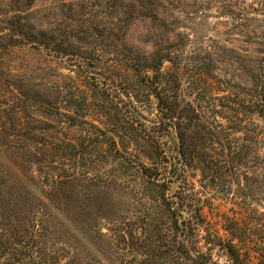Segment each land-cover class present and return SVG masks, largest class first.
Listing matches in <instances>:
<instances>
[{"label":"rangeland","instance_id":"1","mask_svg":"<svg viewBox=\"0 0 264 264\" xmlns=\"http://www.w3.org/2000/svg\"><path fill=\"white\" fill-rule=\"evenodd\" d=\"M258 102L264 0H0V228L18 245L0 264H40L32 238L122 264L115 229L163 202L140 163L259 264L264 109L241 106Z\"/></svg>","mask_w":264,"mask_h":264},{"label":"trees","instance_id":"2","mask_svg":"<svg viewBox=\"0 0 264 264\" xmlns=\"http://www.w3.org/2000/svg\"><path fill=\"white\" fill-rule=\"evenodd\" d=\"M241 106L250 109L251 112L257 107L264 109V102L256 103V107H252L249 103H243ZM180 137L182 139V136ZM140 165V171L137 170V172L143 175L140 178L143 179L144 187L146 186L144 190H147L149 195H153V201L156 200L154 194L160 191L163 202H159L155 206V211L152 214L148 213L138 221L126 220L115 229V235L122 243V250L125 251V254L120 257L122 264H220L214 262L213 255L210 253L213 250V244L227 250L232 258V264H255L251 256H243L238 247L232 241L223 238L221 234H213L206 230L208 232L202 236L200 230L205 227L206 223L208 224L203 213L199 210L196 214L193 215L191 212L188 217H185L181 208L183 211L185 208L193 211L192 203L185 197L179 207H174L172 200L166 195L170 186L168 180H159L161 174L159 167H150L142 163ZM152 185L158 189L154 194ZM178 215L181 218H178ZM8 225L6 221L0 220V226L7 227ZM123 227H127V230ZM3 229L0 228V250L3 255H7L10 249H18V245L13 228H8L5 232ZM32 239L34 247H37L38 256H41V261L38 259L40 264H62V258L67 257L57 251L45 253V248L41 247L43 246L42 240L38 239L40 241L38 245V240ZM21 241L24 246H29L31 242L28 238ZM202 241L205 244H202ZM211 243L213 244L211 245ZM19 251L24 254L26 249L21 248ZM63 264L94 263H84L79 258H70ZM259 264H264V259H259Z\"/></svg>","mask_w":264,"mask_h":264}]
</instances>
